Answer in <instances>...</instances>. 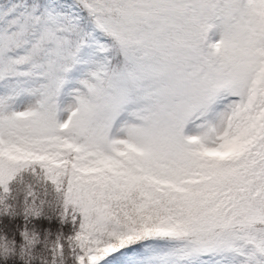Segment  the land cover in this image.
Wrapping results in <instances>:
<instances>
[{
  "label": "snow or ice",
  "instance_id": "obj_1",
  "mask_svg": "<svg viewBox=\"0 0 264 264\" xmlns=\"http://www.w3.org/2000/svg\"><path fill=\"white\" fill-rule=\"evenodd\" d=\"M0 264H264V0H0Z\"/></svg>",
  "mask_w": 264,
  "mask_h": 264
}]
</instances>
